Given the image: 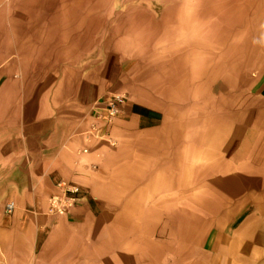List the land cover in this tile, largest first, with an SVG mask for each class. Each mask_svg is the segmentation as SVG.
<instances>
[{
  "label": "rangeland",
  "instance_id": "obj_1",
  "mask_svg": "<svg viewBox=\"0 0 264 264\" xmlns=\"http://www.w3.org/2000/svg\"><path fill=\"white\" fill-rule=\"evenodd\" d=\"M130 1H135L133 10L160 16L155 8L160 0H0V67L8 68L15 77L13 90L30 92L38 85L44 89L43 100L57 98L61 108L89 111L91 100L112 91L124 95L125 103H138L155 112L153 128L120 139L108 137L99 145L106 152L90 171L94 189L85 193L68 183L79 188V197L91 194L108 210L106 227L93 229L91 241L86 243L89 264H214L227 245L228 234L237 233L238 228L231 229V224L239 214L255 206L264 209V102L248 104L232 97L228 107L218 112L227 118L225 123L221 118L220 128L229 137L222 141L228 152L217 169L205 170L194 179L186 176L182 188L156 186L172 176L157 164L176 155L184 162L185 145L190 141L186 127L181 150L172 155L174 131L168 134L163 127L165 101L157 93L163 81L150 66L162 48L177 46L180 38L139 54L145 41L138 38L139 31L127 29L126 20L134 12L126 7ZM227 1L245 23L238 30L251 32L246 57L241 62L236 59L233 67L238 71L244 64L251 74L262 72L253 96L261 89L264 96V0ZM207 2L218 4L220 12L227 8L220 0ZM23 6L26 9L20 10ZM19 10L27 16L23 21L15 16ZM61 11L65 15L58 13ZM188 11L181 4L177 14L184 21ZM253 38L255 42H251ZM55 81L61 84L58 97L55 92L47 93L58 85ZM176 104L169 107L174 123L188 121L195 114V109ZM89 143L85 139L80 156L87 154ZM227 181L229 187L224 185ZM215 239L216 248L211 251Z\"/></svg>",
  "mask_w": 264,
  "mask_h": 264
},
{
  "label": "crops",
  "instance_id": "obj_2",
  "mask_svg": "<svg viewBox=\"0 0 264 264\" xmlns=\"http://www.w3.org/2000/svg\"><path fill=\"white\" fill-rule=\"evenodd\" d=\"M1 69L0 264H89L86 243L93 229L106 227L108 210L98 198L82 194L71 213L50 215L48 199L60 192V182L78 185L85 193L94 189L90 171L106 152L99 145L108 137L153 128L155 112L127 102L109 121L104 102L112 91L91 100L89 111L61 108L57 98L45 102L38 85L30 92L13 90L15 77ZM57 84L47 93L58 97ZM85 139L89 149L80 156ZM11 202L15 210L7 215L5 206ZM235 226L237 233L228 234L214 264H264V209H245L231 229ZM211 245L214 251L216 239Z\"/></svg>",
  "mask_w": 264,
  "mask_h": 264
},
{
  "label": "bare ground",
  "instance_id": "obj_3",
  "mask_svg": "<svg viewBox=\"0 0 264 264\" xmlns=\"http://www.w3.org/2000/svg\"><path fill=\"white\" fill-rule=\"evenodd\" d=\"M160 1L155 6L156 11L160 13L159 17L157 12L152 13L139 8L133 10L135 1H130L126 7L134 12L126 23H128V30L134 28L139 31L138 38H144L145 48L139 54L147 53L153 49L154 45L170 44L180 38L177 46L168 47L169 49L162 48L157 59L150 61V66H152L151 70L158 75L156 77L163 81V84L158 85L157 93L163 96L166 106H164L163 127L168 134L174 131L172 155L181 150L180 138L186 127L189 128L188 136H190V144L188 143L187 147L185 145V161L183 162L180 160L181 156L176 155L173 158L168 157L161 165L157 164L160 170L169 172L172 176L169 177L170 179H165L166 182L163 183L157 182L160 178L154 181L157 182L156 186L163 184L172 188L175 186L182 188L185 185L186 176L194 179L205 170L217 169L218 164L225 160L228 146L224 148L222 141L227 140L229 135L222 129L221 118L224 116L220 117L218 112L228 107L232 97L243 99L248 104L253 101L264 102L262 89L257 96H253L254 87L261 80L262 72L251 74L244 64L238 68V71L233 67L236 59L241 62L240 59L246 57L251 33L247 30L245 32L238 30L245 23L241 14L236 12L234 5L220 0L227 7L220 12L217 8L218 4H209L207 0ZM51 2L50 4L53 5ZM181 4H185L191 10L185 13L184 21L183 17L177 14ZM25 6L20 10H25ZM20 10L15 16L23 21L27 16ZM58 13L65 15L66 12ZM58 13L52 17L51 26L55 24L52 21ZM236 34L239 35L235 37ZM262 38L259 39L262 40ZM255 41L256 38L251 40V42ZM141 68L143 67H139ZM236 78H238L237 81ZM235 83L237 84L234 85ZM218 88L220 90L216 96L214 92ZM192 100L195 101L193 105L190 103ZM173 103H178L176 105L182 108L195 109V114L188 121L184 118L183 121L174 123L169 109ZM224 112L226 115L229 114L227 111ZM223 119L225 123L227 118ZM221 152L223 153L220 154ZM179 171L180 174L173 175ZM149 184L151 183H148L147 190L151 186ZM224 185L229 187L230 182L227 181Z\"/></svg>",
  "mask_w": 264,
  "mask_h": 264
},
{
  "label": "built area",
  "instance_id": "obj_4",
  "mask_svg": "<svg viewBox=\"0 0 264 264\" xmlns=\"http://www.w3.org/2000/svg\"><path fill=\"white\" fill-rule=\"evenodd\" d=\"M126 97L120 94H113L108 97L104 105L106 107L108 120L116 117L120 114L121 106L125 104ZM60 192L51 196L48 200V214L56 216H65L72 212L76 207L79 200L80 190L76 186H71L66 182H60L58 184ZM15 210L14 203H8L5 206V213L7 215L12 214Z\"/></svg>",
  "mask_w": 264,
  "mask_h": 264
}]
</instances>
